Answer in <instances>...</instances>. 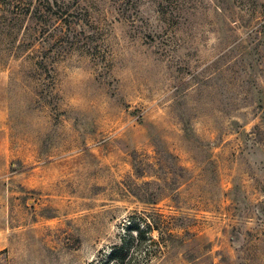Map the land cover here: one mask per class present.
Wrapping results in <instances>:
<instances>
[{"label": "rangeland", "instance_id": "obj_1", "mask_svg": "<svg viewBox=\"0 0 264 264\" xmlns=\"http://www.w3.org/2000/svg\"><path fill=\"white\" fill-rule=\"evenodd\" d=\"M12 2L0 264H264V0Z\"/></svg>", "mask_w": 264, "mask_h": 264}, {"label": "trees", "instance_id": "obj_2", "mask_svg": "<svg viewBox=\"0 0 264 264\" xmlns=\"http://www.w3.org/2000/svg\"><path fill=\"white\" fill-rule=\"evenodd\" d=\"M8 1L9 2H12V1H15L16 2V0H0V4H2V3H8ZM15 2H12V3H15ZM11 3V4H12ZM12 6H14V5H12ZM154 227V226H153ZM148 228H151V225L150 224H148ZM155 229H158V228H156L155 227ZM133 230H137V228H135V229H133ZM120 250V249H119ZM124 256H125V254H120L119 252H118V250L117 251H115V250H112V252H111V254H110V258H112V259H115V258H117V259H119V260H123V258H124Z\"/></svg>", "mask_w": 264, "mask_h": 264}]
</instances>
